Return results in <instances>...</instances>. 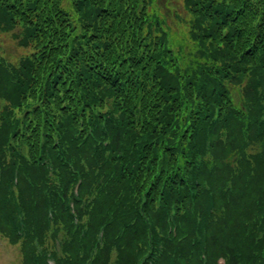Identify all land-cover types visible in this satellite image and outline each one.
Returning a JSON list of instances; mask_svg holds the SVG:
<instances>
[{"label": "trees", "instance_id": "obj_1", "mask_svg": "<svg viewBox=\"0 0 264 264\" xmlns=\"http://www.w3.org/2000/svg\"><path fill=\"white\" fill-rule=\"evenodd\" d=\"M154 2L0 0L22 264H264V0H183L174 27Z\"/></svg>", "mask_w": 264, "mask_h": 264}, {"label": "rangeland", "instance_id": "obj_2", "mask_svg": "<svg viewBox=\"0 0 264 264\" xmlns=\"http://www.w3.org/2000/svg\"><path fill=\"white\" fill-rule=\"evenodd\" d=\"M183 0H155L154 7L165 16V21L171 25H179L178 17H184ZM174 14V16H173ZM26 51L19 48L12 32H0V55L7 61L15 63ZM0 264H22L17 246L9 245L0 238Z\"/></svg>", "mask_w": 264, "mask_h": 264}]
</instances>
